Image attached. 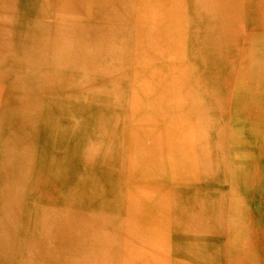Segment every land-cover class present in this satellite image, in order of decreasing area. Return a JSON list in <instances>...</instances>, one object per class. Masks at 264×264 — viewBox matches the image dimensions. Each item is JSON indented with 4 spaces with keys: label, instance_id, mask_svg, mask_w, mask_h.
Here are the masks:
<instances>
[{
    "label": "bare ground",
    "instance_id": "1",
    "mask_svg": "<svg viewBox=\"0 0 264 264\" xmlns=\"http://www.w3.org/2000/svg\"><path fill=\"white\" fill-rule=\"evenodd\" d=\"M66 2L61 10L53 4L43 8L45 17L28 27L39 30L47 71L39 95L27 97L42 102L51 93L64 95L65 77L75 80L72 123L61 118L60 108L45 106L37 114L49 116L48 123L31 121L39 132L24 121L25 110L11 117L15 132L6 119L10 136L0 135V164L18 150L22 172L0 184L9 189L0 199V263L223 264L221 252L210 262L213 230L220 223L216 209L207 208L203 185L193 188L198 175L189 160L196 155L207 161L208 144L204 136L199 145L185 137L192 129L187 113L202 127V109L187 102L191 79L180 74L183 65L169 55L175 49L164 40L171 22L183 20L184 0H76L63 12ZM155 80L163 89H156ZM15 95L10 91L5 104L19 101ZM67 127L72 139L58 136ZM46 178L54 185L38 186ZM13 201L23 203L30 225L6 239ZM47 220L54 229H47ZM67 241L80 244L52 254L51 261L36 252Z\"/></svg>",
    "mask_w": 264,
    "mask_h": 264
},
{
    "label": "rangeland",
    "instance_id": "2",
    "mask_svg": "<svg viewBox=\"0 0 264 264\" xmlns=\"http://www.w3.org/2000/svg\"><path fill=\"white\" fill-rule=\"evenodd\" d=\"M74 1L67 0L62 11L64 12L69 6L73 7ZM184 2L183 20L171 22L172 26L174 25L173 30L164 40L175 49L169 55L172 53L173 57L179 58L183 65L180 74L185 76L188 74L191 79L187 85L189 98L187 102L190 101L192 104L191 100L196 101L197 106L200 105L202 109L199 114L202 127H198L193 114L187 113L188 120L192 121V129L188 131L189 133L185 131L187 133L185 137L188 139L191 136L195 137L192 142L199 145L203 142L204 136L208 144V147L206 146L207 161L196 155L189 160L190 166L198 175V183L193 188L203 185L201 188L208 192V201L211 202L207 208L213 210L220 205L221 184L226 178L221 165V155L215 145L217 119L228 117L230 109L243 101L241 99L247 97L246 93L264 92V0H184ZM61 3L63 0H0L2 7V10L0 8V48H2L0 52V135H3V139L10 136L9 129L5 126L6 119H9L12 124L13 131L17 130L16 122L11 117L17 116V112H20L18 110H25V113H21L24 121H29L28 125L34 124L31 121L35 123L42 121L45 125L48 123L45 118L49 116L37 114L38 109L43 106L45 111L60 108L61 118L66 120L68 126L72 123V121L68 123L71 110L69 101L73 102L75 80L70 81L65 77L66 82L61 87L67 91L64 95L59 91L56 94L51 93L46 101L40 102L35 99V94L40 93L43 88L42 81L47 69L44 55L39 47L41 44L39 40H36L39 30L28 29L31 23L37 22V18L45 17V14L41 12L43 8L53 4L61 10ZM175 7L177 10L174 16L179 5ZM159 60L157 70L161 68V63H165L163 57ZM174 69L176 68L174 67L172 71ZM2 79L8 82L5 86ZM155 81L156 89L158 87L163 89L162 83L159 80ZM10 91L20 99L13 105L5 104ZM29 94L35 95L34 99L28 98ZM175 121L181 122V117L176 118ZM78 122L79 126H86L84 120L78 119ZM72 127L65 128L60 135L57 131L55 132L58 136L72 139ZM33 130L39 132V127L36 130L34 124ZM143 143L148 144L147 141ZM64 151L69 154L71 150ZM17 160H20L19 152L15 150L14 155L7 156L5 163L0 164V184L22 172L17 165ZM40 185L53 186L54 184L51 179L46 178L38 183V186ZM8 195L9 189L1 190L0 185V199H6ZM7 211H13V214L7 222L9 233L6 239H14L18 237V233L23 232L24 228L29 229L30 224L26 220L23 203L13 201L8 205ZM45 225L49 230L55 227V223L49 220L45 222ZM2 228L4 224L0 226V230ZM213 232V244L209 252L210 262L220 252L219 242H217L218 232L217 230ZM79 244V241H67L66 245L61 247L55 243L53 249L50 247V253L40 247L36 252L42 255L45 253L43 256L51 261L52 254L58 255V252L71 250ZM75 257L78 259L81 255L76 254ZM224 261L227 264V260Z\"/></svg>",
    "mask_w": 264,
    "mask_h": 264
},
{
    "label": "crops",
    "instance_id": "3",
    "mask_svg": "<svg viewBox=\"0 0 264 264\" xmlns=\"http://www.w3.org/2000/svg\"><path fill=\"white\" fill-rule=\"evenodd\" d=\"M246 94L215 131L226 173L217 242L227 264H264V92Z\"/></svg>",
    "mask_w": 264,
    "mask_h": 264
}]
</instances>
